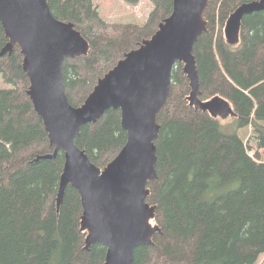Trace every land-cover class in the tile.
Segmentation results:
<instances>
[{
	"label": "trees",
	"instance_id": "obj_1",
	"mask_svg": "<svg viewBox=\"0 0 264 264\" xmlns=\"http://www.w3.org/2000/svg\"><path fill=\"white\" fill-rule=\"evenodd\" d=\"M94 1L48 0L53 16L74 24L90 47L63 65L75 108L127 53L152 38L174 8V0H149L154 8L145 23L113 24L102 19ZM123 1L138 6L143 0ZM253 1L210 0L207 30L193 52L200 99L228 103L239 128L251 127L253 136L245 141L225 134L216 116L196 110L184 65L175 66L172 94L158 117V178L148 185L147 201L156 207L154 223L163 235L136 248L135 264H257L264 255V12L243 19L237 43L225 34L229 17ZM7 44L0 22V52ZM23 60L19 48L0 57V74L11 86L0 90V264H104V246L85 250L79 192L69 186L58 206L64 152L39 159L54 149L28 96ZM121 118L111 109L77 138V147L99 168L127 142Z\"/></svg>",
	"mask_w": 264,
	"mask_h": 264
},
{
	"label": "water",
	"instance_id": "obj_2",
	"mask_svg": "<svg viewBox=\"0 0 264 264\" xmlns=\"http://www.w3.org/2000/svg\"><path fill=\"white\" fill-rule=\"evenodd\" d=\"M210 0H174L173 12L152 38L127 53L99 80L79 108L67 97L63 76L66 59L89 53L88 42L74 24L57 20L48 0H0V22L8 44L0 57L19 48L30 80L27 91L44 122L54 152L39 159H55L64 152L58 206L69 186L82 201L81 230L87 233L85 250L106 248L104 264H135V250L154 245L163 235L153 224L156 207L148 203V185L157 180V148L161 126L158 117L172 94L175 66L184 65L190 81L189 100L196 110L216 116L234 115L221 99L203 102L194 46L207 30L205 12ZM264 12V0L240 5L229 17L225 34L239 41L245 17ZM121 112L127 142L105 167L94 165L76 141L83 126L97 123L109 110ZM225 112V113H224Z\"/></svg>",
	"mask_w": 264,
	"mask_h": 264
},
{
	"label": "rangeland",
	"instance_id": "obj_3",
	"mask_svg": "<svg viewBox=\"0 0 264 264\" xmlns=\"http://www.w3.org/2000/svg\"><path fill=\"white\" fill-rule=\"evenodd\" d=\"M94 4L102 19L113 24L137 23L142 25L154 8L149 0L141 1L138 6H130L123 0H95ZM10 88L11 86L5 82L0 74V90ZM217 119L220 121L221 131L225 134H238L245 141L253 136L252 128H239L237 118L230 112L226 115H217ZM252 146L254 149L251 151V155L254 156L257 146L255 144ZM257 264H264V255Z\"/></svg>",
	"mask_w": 264,
	"mask_h": 264
}]
</instances>
